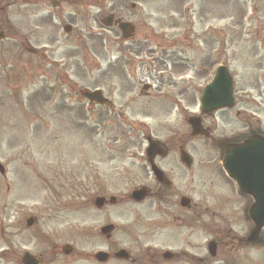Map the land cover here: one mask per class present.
Instances as JSON below:
<instances>
[{
  "label": "rangeland",
  "instance_id": "obj_1",
  "mask_svg": "<svg viewBox=\"0 0 264 264\" xmlns=\"http://www.w3.org/2000/svg\"><path fill=\"white\" fill-rule=\"evenodd\" d=\"M53 1L60 3L57 8L51 6ZM67 1L42 0L34 6L12 0L10 25L1 29L0 264L24 251L37 254L57 239L61 246L65 238L98 236L104 224L157 218L147 201L134 204L129 199L132 190L151 181L143 155L147 136L166 144L183 142L193 159L189 170L180 164L178 150L159 161L181 186L194 179L190 187L198 188V179L213 175L210 157L216 156L215 149L187 138L180 107L171 112L163 108L164 99L175 93L176 87L169 86L175 77H166L172 66L161 63L162 52L153 54L157 62L151 55L158 38L151 34L178 39L185 30L191 47L186 54L196 67L191 52L196 41H206L203 64L217 42L220 50L233 40L235 54L242 55L241 29L264 24L260 17L261 22L249 26L240 13L243 4L236 0ZM108 17L114 18L109 28L104 24ZM119 22L131 24L132 40H122ZM65 24L71 33L63 31ZM105 57L116 65L104 66ZM144 60L150 74L142 69ZM243 76L245 81L248 76ZM160 78L165 83L160 84ZM143 85L150 88L144 91ZM95 89L112 103L113 115L83 99L84 90ZM191 95L188 89L190 105ZM193 112V105L187 108V115ZM241 129L235 119L230 131L220 133L237 135ZM98 196H114L118 204L97 210L93 200ZM29 217L35 220L31 229L25 227Z\"/></svg>",
  "mask_w": 264,
  "mask_h": 264
},
{
  "label": "flooded vegetation",
  "instance_id": "obj_2",
  "mask_svg": "<svg viewBox=\"0 0 264 264\" xmlns=\"http://www.w3.org/2000/svg\"><path fill=\"white\" fill-rule=\"evenodd\" d=\"M10 1L0 0V30L10 25ZM23 1L35 6L42 2ZM236 1L243 4L239 5L240 13L242 12L243 20L249 26L257 20L261 22L260 17H264V0ZM51 6L57 8L59 4L53 2ZM260 26L258 29H241L240 45L245 48L242 55L235 54L233 40L226 44V47L221 46L220 50L217 42L210 51L211 58L205 57L204 64L201 57L206 41H202L200 45L196 41L195 51L191 50L195 55L196 64L199 63L196 67L192 63V56L188 57L186 54L187 49L191 47L187 44L183 29L178 39H175L174 34L165 35L162 39H157V42L165 43L154 45L151 49L163 51L161 63H170L172 66V70H166L169 73L166 77L168 80L175 77V83L169 84L176 87L175 93L169 94L171 99H164V110L169 108L171 112L177 106L180 107L178 114L187 116V108L192 105L195 107V112L189 117L197 118L202 132L205 133L193 137L192 140H199L204 147L216 150V156L210 157V163L215 165L216 172L198 179V188L190 187L191 184L194 185V179L191 184L184 182V187L181 186L172 174H168L159 166V161L175 150L180 151L184 144L178 139L171 144L159 142L165 155L155 157L154 161L166 182H158L147 165L146 171L151 181L147 186L137 188L147 190L143 202H148L149 209L158 216L157 218L117 224L109 236L99 233L95 237L65 238L67 242L61 246L58 245V239L51 241L50 245L46 243L42 251L31 255L35 264H264V233L260 232L253 243H246L253 228V224L245 220L251 201L236 192L232 182L219 168L221 145L226 139H241L246 133L264 132V24ZM214 32L213 30L210 33ZM176 56L177 61L174 59ZM219 61L225 63L224 70L232 81L231 101L223 76L217 80L219 84L214 92L209 96L206 93V88L213 84L218 73ZM251 62L254 65L250 66ZM106 63L113 64L111 58L105 57L104 66ZM115 65L116 63L113 64ZM232 68L236 70V74ZM105 69L106 67L102 71L103 76L107 73ZM142 69L151 73L146 65ZM113 74L116 73L110 74L111 79ZM243 75L248 76L245 81ZM157 80H160V84L165 83L163 78ZM149 88L150 86L143 85L144 91ZM188 89L192 90V105L186 100ZM206 97L214 99L206 100L203 107V99ZM217 100L224 108L217 111L204 110L207 105L216 106ZM228 105L231 107H226ZM105 107L107 114H114L115 110L110 102ZM186 119L184 117L185 124L188 122ZM235 119L242 124L241 133L235 135L234 132H229L228 136L220 133L230 131ZM106 225L109 224L103 226ZM114 233L117 235L112 236ZM24 255L25 252L21 257L9 259L8 264H30L27 259H23ZM9 256L14 257L11 253Z\"/></svg>",
  "mask_w": 264,
  "mask_h": 264
},
{
  "label": "water",
  "instance_id": "obj_3",
  "mask_svg": "<svg viewBox=\"0 0 264 264\" xmlns=\"http://www.w3.org/2000/svg\"><path fill=\"white\" fill-rule=\"evenodd\" d=\"M105 25H111L110 18L106 19ZM119 29L122 32L124 39L131 37L132 28H130L129 24H120ZM218 84L219 81H216L214 86H211V91H214ZM84 97L88 101L95 102L97 104H102L104 102L100 92L98 91L85 92ZM217 101L218 104L214 108L222 106L219 104V100ZM207 107L209 106L207 105L206 108ZM190 124L194 134L200 133V129L195 121L190 122ZM148 142L149 147L147 149V154L151 150H154L153 143L150 141ZM181 159L186 164L189 163V160L186 158L184 153H182ZM222 166L227 175L235 181L241 193L249 195L254 199V204L250 209V216L256 224L264 226V137L261 135L251 136L249 138H245L240 143H229L226 145L222 156ZM152 170L157 179L161 181L162 177L160 173L156 171L154 167H152ZM0 172L3 173V168L1 166ZM144 196V191H135L132 193V198L134 200H141ZM110 202L114 203L115 199L111 198ZM103 203L104 199L101 198H97L94 201L96 208H101ZM33 221L34 220L32 218H29L26 222L27 226H31ZM110 229L111 228H105L102 231L105 233Z\"/></svg>",
  "mask_w": 264,
  "mask_h": 264
}]
</instances>
